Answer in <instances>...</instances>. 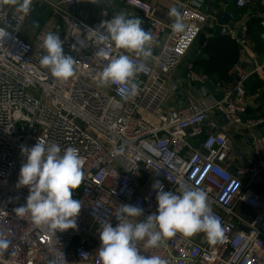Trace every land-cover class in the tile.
<instances>
[{
  "label": "built area",
  "instance_id": "2783aa9c",
  "mask_svg": "<svg viewBox=\"0 0 264 264\" xmlns=\"http://www.w3.org/2000/svg\"><path fill=\"white\" fill-rule=\"evenodd\" d=\"M47 4L55 23L22 36L29 15L0 4V234L12 241L0 254V264H101L97 251L98 230L106 222L118 224L114 212L129 204L143 209L144 217L158 207L153 184L175 192L181 183L208 192L212 214L220 219L224 237L209 244L204 233L190 238L177 234L165 238L158 248L138 247L144 255H158L168 264H264V195L256 188L264 175V135L252 144V161L236 170L230 168L233 143L217 122L209 119L217 112L232 125L243 123L248 74L235 65L231 82L217 85L222 93L210 104L187 102L172 108L170 83L186 53L196 43L207 15L190 4L181 6L187 25L173 34V20H162L142 0H115L141 15L146 30L154 36L152 56L145 60L135 53L118 49L112 42L98 43L93 32L111 19L98 3L86 0L97 10L89 23L73 15L79 0H38ZM258 0H233L236 8L259 20L264 45V12L252 11ZM57 33L64 41L66 55L77 63L74 75L59 80L40 65L45 54L44 35ZM84 41V47L77 44ZM248 43L246 29L238 39ZM121 54L143 65L136 76L138 94L129 97L127 85L104 86L98 73ZM209 79L186 69L185 85H204ZM186 91V90H183ZM18 113L23 118L18 117ZM249 128L264 121L249 120ZM39 140L57 143L61 149L73 147L83 158L85 173L73 198L82 202L76 230L51 234L32 223L30 215L18 217L15 208L26 203L27 187L17 188L26 156L21 147L31 148ZM198 140V146L193 144ZM123 148V152L118 149ZM238 206L250 210L248 218L237 213ZM144 217L130 218L137 223ZM201 236L203 241L195 237Z\"/></svg>",
  "mask_w": 264,
  "mask_h": 264
},
{
  "label": "clouds",
  "instance_id": "9594fccd",
  "mask_svg": "<svg viewBox=\"0 0 264 264\" xmlns=\"http://www.w3.org/2000/svg\"><path fill=\"white\" fill-rule=\"evenodd\" d=\"M98 3L99 0H91ZM33 0H0V4L16 6V12L27 16L32 10ZM168 15L173 17L171 31L173 34L183 33L187 25L184 15L176 7L169 9ZM39 26L38 24L36 25ZM93 32L97 33V42H112L116 48L135 53L137 57L147 60L152 56L154 36L142 27L138 16L129 17L121 12L104 20ZM64 41L57 33L48 32L43 37L42 48L45 54L40 65L47 68L53 77L67 80L74 75L77 61L66 55ZM77 44L84 47L83 40ZM143 71V65H137L129 55L121 54L103 68L99 75V83L104 86L127 85L129 97H135L139 91L136 76ZM18 117L23 118L21 113ZM123 152V148L118 149ZM21 154L26 156L19 172L17 188L27 187L26 203L14 209L18 217L30 215L31 221L38 227H45L51 234L69 229L76 230L77 217L82 202L73 198L85 177L84 161L77 149L67 147L61 149L57 143L45 144L39 140L31 148L21 147ZM158 204L155 213L144 217L143 209L134 205L119 206L114 215L118 224L113 227L110 222L98 230L101 241L97 251L101 264H168L158 255H144L138 247L144 242L145 249L158 248L165 238H173L181 234L190 238L204 233L209 244H216L224 237V229L220 219L212 214L208 192L203 188H193L183 183L175 192L165 191L163 184H153ZM144 217L132 223L130 218ZM12 241L0 234V254L8 250Z\"/></svg>",
  "mask_w": 264,
  "mask_h": 264
},
{
  "label": "crops",
  "instance_id": "0c3cea01",
  "mask_svg": "<svg viewBox=\"0 0 264 264\" xmlns=\"http://www.w3.org/2000/svg\"><path fill=\"white\" fill-rule=\"evenodd\" d=\"M149 4L156 12V15L162 20H172L173 17L168 15L169 9L172 6H176L179 10L182 5L190 4V0H142ZM80 2V3H79ZM35 8L31 14V17L26 22L25 30L22 34L24 38H30L33 33L42 28H50L53 23L56 21V17L53 16L50 7L38 0H33ZM8 5V4H5ZM99 8L106 10L108 16L111 18L115 15L120 14L121 12L126 13L129 17L138 16L141 20L142 17L140 14L135 13L129 8L124 7L119 4L115 0H99L98 2ZM13 11H16V6L8 5ZM197 9V8H196ZM199 10V9H198ZM222 10H229L235 14V16L239 19V22L234 24L233 28H230L226 34H221L219 36L213 37V28L208 29L205 32V42L208 39H217L221 37H228L230 42H232L235 46L238 47V64L242 72L248 74V79H256L259 80L262 84L260 86L259 91H255L253 94H248L247 89L242 100L238 101V104L244 107L243 123L240 125H232L227 123L223 117L219 115L217 112H210L209 119L218 123V125L224 130V133L231 139L233 143V153L231 159L229 161L230 168L236 170L240 167L247 166L253 159L252 154V144L255 139L264 135V126H258L255 128H249L246 125V122L249 120H262L264 121V52H257V50H261L257 48V46L253 45L249 39L246 46H243L239 43L238 39L241 36L242 28L247 27L249 20L251 17L248 12L245 10L238 9L234 6L233 3H228L227 5L222 6ZM201 11V10H200ZM73 15L79 17L81 19H86L89 23H94L96 21L97 10L92 8L85 0H79L76 6L73 9ZM205 13L204 11H201ZM206 15H210V13H205ZM39 25L38 27L36 25ZM144 23L142 20V27L144 28ZM247 31V29H246ZM203 43V46L205 44ZM196 43L193 45L195 47ZM202 47H198V52L196 54L195 60H206L208 57L202 50ZM193 47L191 49H193ZM236 47V48H237ZM227 48V47H226ZM190 49V50H191ZM235 53L231 52L229 49L225 51V56L231 59ZM185 57L183 58L182 63L184 62ZM193 61V62H194ZM191 62V64L193 63ZM180 65V66H181ZM180 68V67H179ZM178 68V69H179ZM177 69V70H178ZM175 74H172V82L175 81ZM212 79H216L215 87L217 85H225L221 84V81L218 80L217 77H213ZM211 79V80H212ZM247 79V80H248ZM232 80V79H231ZM246 80V82H247ZM210 81V80H209ZM208 81V82H209ZM171 82V83H172ZM231 82V81H230ZM245 82V83H246ZM228 84V83H227ZM204 85L193 84L191 86H187L184 83L183 90H186L187 93V102H198V103H207L210 104L214 101H219L221 97L218 96L217 92H203L201 90H195L196 87H202ZM171 96H170V106L172 108H179L178 104L173 96L172 90L170 88ZM247 112V115H246ZM195 146H198L199 141H192ZM256 190L264 195V175H262V182L257 186ZM237 213L241 216H245L248 218L251 214L250 210L243 206H238ZM201 236L195 237L197 240L203 241L204 238H200Z\"/></svg>",
  "mask_w": 264,
  "mask_h": 264
},
{
  "label": "trees",
  "instance_id": "16d2710c",
  "mask_svg": "<svg viewBox=\"0 0 264 264\" xmlns=\"http://www.w3.org/2000/svg\"><path fill=\"white\" fill-rule=\"evenodd\" d=\"M252 11L264 12V0H258L256 5L251 9ZM246 37L249 41L257 48V52H264V45L261 43L260 34L262 29L259 25V20L255 17H251L246 27ZM227 47V48H226ZM230 42L228 37H221L217 39H208L202 50L205 55L208 57L206 60H198L192 63L193 70L201 75L207 76L211 80L214 76L221 81V84H227L231 81L230 72L232 68L238 63V47ZM229 49L231 52L236 54L229 59L225 56V51ZM248 79V78H247ZM262 86L261 82L256 79H248L244 84V88L247 89L248 94H253L255 91L260 90ZM246 92V90H245Z\"/></svg>",
  "mask_w": 264,
  "mask_h": 264
},
{
  "label": "water",
  "instance_id": "95a60500",
  "mask_svg": "<svg viewBox=\"0 0 264 264\" xmlns=\"http://www.w3.org/2000/svg\"><path fill=\"white\" fill-rule=\"evenodd\" d=\"M228 3H233V0H190L191 6L204 11L205 13H210V15L207 14L206 24L202 28L201 33L198 36L197 44L195 45V47H193V49L189 50L186 53L184 62L176 71L175 81L170 83V88L179 108H183L186 104L187 93L183 91V87L186 78L187 66L195 60L196 54L198 52V47L203 46V43L205 42V32L207 31V27L208 29H214L212 36L216 37L221 34H226L230 28L234 27V24L239 22V19L233 12L229 10H222V6L227 5ZM146 28L147 25H144L145 30ZM215 81L216 79H212L209 82H206L204 86L200 88L196 87L195 90L214 93L215 91H218V88L215 87ZM217 94L222 98L221 91H218ZM244 119L245 117L243 118V120Z\"/></svg>",
  "mask_w": 264,
  "mask_h": 264
}]
</instances>
